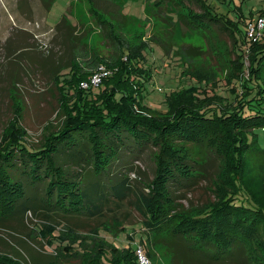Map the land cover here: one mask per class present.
Segmentation results:
<instances>
[{"label":"trees","instance_id":"obj_1","mask_svg":"<svg viewBox=\"0 0 264 264\" xmlns=\"http://www.w3.org/2000/svg\"><path fill=\"white\" fill-rule=\"evenodd\" d=\"M52 1L44 7L48 9ZM189 2L196 3L200 11L184 5ZM163 3L178 10L177 16H168L170 20L175 16L191 29L198 30L197 25L205 28L212 22L221 24L222 19L210 11L205 0L152 2L156 8ZM95 5L90 11L101 25L107 23L119 50L109 62L98 61L112 72L103 77V88L95 94L90 88H80L92 69L84 71L73 63L66 73L56 76L63 119L57 130L43 136L38 147L25 140L20 112L9 121L0 137V220L22 218L24 213L42 208L64 219L101 216L109 196L122 198L132 190L130 178L123 174L108 183L111 168L127 150L137 156L140 149L152 145L156 148L154 175L143 183L134 204L144 218L148 241L166 244L172 260L176 256L180 264L183 257L190 256L208 264H264V148L257 136V132L264 136V34L252 42L246 35L236 39L229 30L236 67L226 83L233 86L229 92L235 102L206 93L208 79L202 72L189 75L184 70L183 75L193 78V84L171 91L166 99L168 111L158 113L144 104L141 96L144 80L149 77L143 66L148 40H123L110 28L118 18L126 21L130 15L121 7L110 14ZM183 8L187 11L182 12ZM72 24L64 15L57 27L74 31ZM242 40L248 46V66L243 63ZM158 42L164 49L171 46ZM203 150H212L219 159L215 199L198 208H186L176 201L171 187L183 184L176 190L188 188L204 176ZM32 188H40L41 196L30 195L28 189ZM39 232L51 240L50 244L54 240L65 242L58 250H66L61 253L64 255H79L78 264H139L138 246L130 247L135 242L131 236H127L129 246L120 248L102 238L94 241L99 237L97 229L86 236L71 227L56 231L49 222ZM142 238L140 235V244ZM0 264L23 263L0 256Z\"/></svg>","mask_w":264,"mask_h":264},{"label":"rangeland","instance_id":"obj_2","mask_svg":"<svg viewBox=\"0 0 264 264\" xmlns=\"http://www.w3.org/2000/svg\"><path fill=\"white\" fill-rule=\"evenodd\" d=\"M48 2L0 0V137L9 121L20 112V124L26 132L24 138L33 147L40 145L44 135L57 130L63 119L59 115L58 74L66 73L73 63L84 71L90 72L92 69L87 79L80 82V88H90L95 94L103 88V77L112 72L111 68L98 61L109 62L113 55H118L119 50L112 40L109 26L104 21L105 24L101 25L99 18L90 11L91 6L100 5V8L108 9L110 14L121 8L133 14L127 16L129 19L126 21L118 18L110 29L125 41L148 40L143 51V66L149 70V77L144 80L141 96L143 103L158 113L168 111L166 99L171 91L193 84L194 79L183 75L184 70L193 75L202 72L208 79L206 93H217L233 102V95L229 92L233 86L226 83L236 67L232 62L236 56L229 30L234 32L236 39H243L246 35L252 42L259 41L264 34L263 27L260 34L252 37L248 35L249 24L255 23L258 17L264 18V0H205L210 11L222 19L223 26L212 22L205 28L197 25L198 30L176 19L178 10L170 3H163L156 8L152 4L154 0H53L46 9L44 6ZM184 5L195 12L200 11L194 2ZM172 14H175V22L169 18ZM64 15L73 23L71 26H74V31L67 26L60 29V24L57 27ZM105 17V20H109ZM158 40L171 46L164 49ZM245 44L243 63L248 66V46ZM99 66L103 70L98 69ZM99 72L102 74L95 81L98 85L90 86L92 78ZM247 74L245 72L244 76ZM236 90L238 94L241 92ZM257 134L258 143L264 148L263 132ZM154 151L156 148L152 145L140 149L137 156L127 150L116 167L111 168L113 175L108 183L116 182L117 174H123L130 178L132 190H127L122 198L109 196L108 202L101 208V216L82 215L64 219L41 207L35 213H24L22 218L9 216L0 220V256L16 259L23 264H78L79 255H64L61 253H66V250L61 253L58 250L59 245L65 242L61 244L54 240L50 244L51 240L39 232L44 223L50 222L55 225L56 231L71 227L86 236L85 233L97 229L99 237L94 241L102 238L120 248L129 246L127 236H131L135 242L130 247L138 246L136 259L139 264L140 255L147 258V264H180L176 256L172 260V253L166 244L154 245L148 241L146 228L142 224L144 218L134 205L136 194L144 188L143 183L154 175ZM203 151H206L204 176L188 188L177 191L179 185L183 184L171 187L175 189L173 194L176 201L186 208H198L215 199V175L219 159L212 150ZM121 162L126 163L121 165ZM28 193L41 196L40 188L28 189ZM45 215L49 218L44 219ZM140 235L143 237L141 244ZM182 246L184 248V244ZM85 247L88 249L87 245ZM183 258L181 264H208L192 256Z\"/></svg>","mask_w":264,"mask_h":264},{"label":"built area","instance_id":"obj_3","mask_svg":"<svg viewBox=\"0 0 264 264\" xmlns=\"http://www.w3.org/2000/svg\"><path fill=\"white\" fill-rule=\"evenodd\" d=\"M263 27H264V18L258 17L257 20L255 21V23L249 24L248 35H250L252 37L253 35L260 34L261 33L260 31L262 30ZM98 69L103 70V67L99 66ZM101 74H102V72H99L98 74L94 75V77L91 80L92 84L90 86L98 85V84H96L97 82H95V81L98 79L99 75H101ZM84 85L87 86V83H84ZM136 252H137V250H136ZM140 263L141 264H147L148 263L147 258L143 255H140Z\"/></svg>","mask_w":264,"mask_h":264},{"label":"crops","instance_id":"obj_4","mask_svg":"<svg viewBox=\"0 0 264 264\" xmlns=\"http://www.w3.org/2000/svg\"><path fill=\"white\" fill-rule=\"evenodd\" d=\"M122 12H123L124 14H127V15H133L132 13H128V12H130V11L126 12L125 9H122Z\"/></svg>","mask_w":264,"mask_h":264}]
</instances>
